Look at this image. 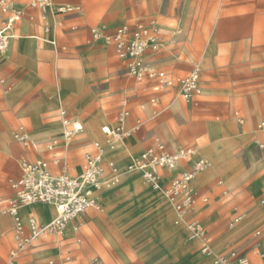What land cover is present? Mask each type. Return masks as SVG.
I'll use <instances>...</instances> for the list:
<instances>
[{"label":"rangeland","instance_id":"1","mask_svg":"<svg viewBox=\"0 0 264 264\" xmlns=\"http://www.w3.org/2000/svg\"><path fill=\"white\" fill-rule=\"evenodd\" d=\"M53 3L54 23L38 15L35 29L31 25L33 33H28L21 27L29 19L25 15L17 23L20 29L13 31L15 38L34 40L28 54L37 42L29 63L15 55L9 58L12 44L7 53L0 52V264H49L52 259L56 264H215L213 258L205 259L201 254L199 241L189 240L187 216L182 218L160 190L153 189L160 193L157 207L147 200L135 210L134 203L152 189H128L130 182L142 181L138 177L126 180L124 177L133 173L126 169H119L114 199L103 212L91 210L81 217L76 234L69 233L54 244L44 242L36 253L25 251L16 259L12 256L14 225L2 201L12 194L10 181L20 175V164L46 159L61 173L80 171L81 159L94 143L107 145L103 126H120L124 100L129 111L124 129L140 127L116 142L117 167L131 152L130 166L157 141L171 151L196 148L210 166L193 184L196 212L192 216L207 226L215 254L250 250L256 241L255 230L260 228L264 233V205L260 203L264 197V151L258 147L262 136L257 128L264 118V0ZM76 5L81 7L79 17L59 12V7ZM136 23H155L161 31L154 62L158 70L178 78L197 66L201 69V93L194 101L168 94L169 88L155 91L156 79L138 80L130 75L112 49V56L106 54L91 66L79 64L85 50L98 48L91 46L92 26L112 32ZM45 24L54 25L57 45L42 39L46 37ZM72 82L78 92L66 101L71 94L64 86ZM86 93L92 94V100L83 109L75 100ZM63 106L73 109L84 131L72 139L68 153L60 148L48 151L50 142L56 141L58 147L62 144L57 115ZM21 125L29 132L28 143L16 138ZM216 142L223 145L222 155L210 157ZM56 158L59 163H54ZM238 211L246 212V218L229 230L228 223ZM167 213L169 219L157 222ZM55 245L59 249L51 254ZM68 255L70 261H66Z\"/></svg>","mask_w":264,"mask_h":264},{"label":"built area","instance_id":"2","mask_svg":"<svg viewBox=\"0 0 264 264\" xmlns=\"http://www.w3.org/2000/svg\"><path fill=\"white\" fill-rule=\"evenodd\" d=\"M20 1L25 6L18 5L17 0H0V52L2 53L8 51L14 37L13 31L17 23L26 15V6L39 10L42 19L46 21L48 10L53 5V0ZM59 12L77 14L81 12V7L63 6L59 7ZM44 30L49 32L48 24L44 26ZM91 36L94 42L114 47L118 58L125 61L130 75L138 80L145 77L156 79L155 91L175 86L178 95L187 102L194 101L201 93V69L198 66L189 74L176 78L164 70H158L154 64L155 60L148 56L149 53H155L160 48L161 31L155 23L121 25L112 33L101 26H96L91 29ZM52 44L55 45L56 41ZM119 115L120 126L110 127L113 132L106 133L107 145L94 143V148L85 154L81 172L76 175L53 172L46 159L25 160L21 163V175L10 181L12 194L2 201L4 212L13 220L16 246L12 256L15 259L20 253L35 247L36 243L45 236L64 237L67 227L88 210L102 209V193L112 189L120 181L116 159L109 155L116 152V142L124 140L140 127L138 125L129 130L124 129L123 123L129 115L127 101L123 102V109ZM57 116L62 124V137L65 143H69L84 131L82 123L72 117L66 108H60ZM257 128L262 136L258 141V147L264 150V119L258 123ZM111 136L114 139H111ZM16 138L23 143H28L30 140L29 132L24 125L19 127ZM54 144L56 141L50 142L47 145L48 150H54ZM59 162V158L54 159V163ZM185 163H189V166L181 168ZM208 166V160L196 148L180 147L176 151H171L163 142L157 141L131 163L129 170L139 173L144 182L160 190L183 218L195 205L196 191L193 183L197 175ZM176 171L179 173L173 175ZM161 175L165 181L160 180ZM32 203L50 204L55 208V216L46 224L40 223L32 213L24 220L20 208ZM261 203L264 204V197ZM245 215L241 212L236 213L228 227L234 229L244 220ZM175 223L179 224L180 220L177 219ZM186 224L191 239L201 241V252L213 258L215 264H252L246 252L230 250L228 253L215 254L207 229L202 222L186 220ZM256 236L260 239L254 252L264 258L263 231L258 229ZM70 259L71 257H66V261ZM49 264L56 263L52 259Z\"/></svg>","mask_w":264,"mask_h":264},{"label":"crops","instance_id":"3","mask_svg":"<svg viewBox=\"0 0 264 264\" xmlns=\"http://www.w3.org/2000/svg\"><path fill=\"white\" fill-rule=\"evenodd\" d=\"M18 5H21V6H25V4L22 2V1H20V0H17V2H16ZM57 4V3H56ZM81 13L82 12H80V13H77V16L79 17L80 15H81ZM26 15L28 16V20L26 21V22H24V23H26L25 24V26H24V23H22V25H21V27H22V29L24 30V31H28V33H33V30L35 29V27H36V25H37V21H38V19H39V17H38V15H41V13H40V11L39 10H37V9H34V8H30V7H27L26 6ZM35 15H37V17L38 18H36L35 19ZM55 15H56V13H53V11L50 13V15H49V13H47V19H46V21L47 20H49V22H52V23H54L55 22ZM42 17V16H41ZM34 18V19H33ZM43 20V19H42ZM45 21V20H44ZM136 24H143V23H136ZM31 25H34V29H31ZM46 25V24H45ZM44 25V26H45ZM49 25V24H48ZM131 25H135V24H131ZM53 26L54 25H52V27H50V25H49V27H50V30H49V32H46L45 30V35H46V37H44V38H42L47 44H50V45H54V44H52V43H50L49 42V40H51V39H53L54 41H56V44L55 45H57V40H56V38H55V32H54V29H53ZM96 26H99V25H95V26H92L91 28H90V35H91V29L93 28V27H96ZM76 28V27H75ZM20 29V27H18L17 25H16V27H15V29H14V32H16V31H18ZM44 29V28H43ZM106 31H107V29H106ZM115 31V30H114ZM114 31H112V32H114ZM107 32H109V33H112V32H110V31H107ZM21 34H24V33H21ZM26 34V33H25ZM14 35H17L16 33H14ZM39 37H38V35H37V39H38ZM31 42H34V40L33 39H29V38H15V37H13L12 38V40H11V43H10V47H11V44H12V48H11V51H10V54H9V58L12 56V55H15V56H17V58L19 59V61H21V62H23L24 64H27V63H29L30 62V57H32L33 56V53H34V51L37 49V42H36V44H34L33 46H34V51H33V53L32 54H28V47L30 46V43ZM90 42H91V46L92 47H98L97 49H89V50H85L84 52H83V55H82V58H81V62L79 63L80 65H85V66H91V65H93L94 63H96V61H98V60H100V59H102V57H104L106 54H108L109 56H112V50L115 52V49H114V47H112V46H107V45H103V44H100V43H97V42H94L93 40H92V36H91V38H90ZM35 43V42H34ZM10 47H9V49H10ZM112 49V50H111ZM20 51H22V55H20V54H18ZM115 54H116V52H115ZM117 55V54H116ZM155 55H156V52L155 53H149V57H152L154 60H155V62H156V59H155ZM118 57V56H117ZM84 59H86L85 61H84ZM112 61H114V58L112 59ZM121 62H124L125 63V61H122V60H120ZM3 64H5V63H3ZM126 64V63H125ZM64 66V63H62V65H61V67H63ZM171 75V74H170ZM173 76V75H172ZM64 87H66L67 88V91L71 94L69 97H67L66 98V101L69 99V98H72V97H74L75 96V94H76V92H78V87L77 86H75V84L72 82L70 85H68V86H64ZM55 87H52V89H51V91L54 89ZM178 89H177V87H170L169 88V90L167 91V93L168 94H172V95H176V97L177 98H180L181 96H179L178 95V91H177ZM182 98V97H181ZM92 100V94L91 93H86V94H84L82 97H80V98H78V99H76L75 100V102H79V105H81V106H83V109H84V107H86V105L90 102ZM124 101H127V100H124ZM123 101V102H124ZM123 102H122V105H123ZM51 103V102H50ZM52 104V103H51ZM74 107H75V105H74ZM60 108H66L68 111H69V114L72 116V117H74L75 119H77L76 117H75V114H74V111H73V109H71V108H69V107H67V106H63V107H60ZM76 108V107H75ZM100 117H101V115H99L98 116V118H99V120H100ZM264 118H262L261 120H263ZM57 121H58V123H59V125L61 126V129H62V124H61V122L58 120V117H57ZM79 122H81L82 123V125H83V122L79 119L78 120ZM241 122L243 121V120H240ZM35 124H37L36 122H35ZM58 128V127H57ZM57 128H55V129H57ZM63 130V129H62ZM61 136V138H62V144H61V146L60 147H58V146H55V149H65L66 150V152L68 153L70 150L68 149V147H69V144H70V142L72 141H70L69 143H65L64 142V140H63V137H62V135L61 134H59L58 135V137H60ZM76 137V136H75ZM54 149V150H55ZM47 150H48V148H47ZM262 150V149H261ZM48 151H53V150H48ZM262 151H264V150H262ZM88 152V151H87ZM86 152V153H87ZM86 153H84V156H83V158L81 159V170H82V164H83V162H84V158H85V154ZM118 150H116V152L115 153H113V154H111V155H109V157L110 156H113L115 159H116V162H117V159H118ZM201 154V153H200ZM132 155V153L130 152V154L129 155H127L126 157H125V159H123L122 161H120L119 163H118V166H119V168L121 169V170H125L126 169V167L128 166V164L130 163V156ZM202 155V154H201ZM189 166V163H185V164H183L182 166H181V168H185V167H188ZM51 168H52V170H53V172H55V173H61V172H59V170L57 169V168H55V167H53V166H51ZM20 170H21V164H20ZM81 170L80 171H78V172H76V173H71V172H67V173H69V174H71V175H76V174H78V173H80L81 172ZM22 172V171H21ZM21 172H20V175H21ZM179 173V171H176V172H174L173 173V175H176V174H178ZM19 175V176H20ZM133 177H138V178H140L141 179V181L142 182H139L138 180L137 181H135V182H130L129 184H128V189H135V188H140V186H145V187H147L148 189H152L148 194H146L145 196H143V198H141L139 201H136L134 204H136L135 206V210H140L141 209V203L142 202H145V201H152L153 203H155L154 204V206L155 207H157V205H158V203H157V199L159 198V196H160V193H158L157 191H154L153 190V188H151V187H149V186H147V185H145L144 183H143V179H142V177H141V175L139 174V173H131L129 176H126V177H124L126 180L127 179H129V178H133ZM197 179H195V181H196ZM203 180H204V178H203ZM202 180V181H203ZM161 181H165L164 180V178H161ZM195 181H194V183H195ZM193 183V184H194ZM119 185V184H118ZM118 185H116L115 187H113L112 189H109V190H105L103 193H102V195H101V203H102V209L101 210H97V209H90V210H88L87 211V213L86 214H84V215H82L81 217H84V216H86L88 213H89V211H91V210H97V211H100V212H103L104 211V208L106 207V204H109L113 199H114V197H115V193H114V191L116 190V188L118 187ZM263 198V197H262ZM260 203H261V201H260ZM262 204V203H261ZM264 205V204H263ZM35 206V208H34V210L32 211V212H30V214L32 213V214H36V216L39 218V220L40 221H42V222H48V221H50L51 219H53V217L55 216V208L53 207V206H49V205H43V204H37V205H34ZM40 207V208H39ZM48 207H50V210H51V213L47 210V208ZM26 209V208H25ZM25 209L23 210V212H25L24 214H25V216H26V211H25ZM37 210V211H36ZM53 212V213H52ZM195 212H196V207H195V205H194V208H193V210L187 215V218H186V220H199L200 222H202V224L206 227V229H207V232H208V228H207V226L205 225V223L202 221V220H200V219H196L194 216H192L193 214H195ZM21 213H22V211H21ZM237 213H240L239 211L237 212ZM241 213H245L246 214V212H241ZM110 215H111V217L112 218H116L115 216H116V214H113V213H110ZM247 215V214H246ZM246 215H245V218H246ZM191 216V217H190ZM81 217H79V218H77L75 221H73L71 224L72 225H75V227L77 226V222H78V220L81 218ZM165 218H170V214L169 213H167V214H165V215H163L157 222H159L160 220H162V219H165ZM245 218H244V220H245ZM185 220V221H186ZM243 220V221H244ZM242 221V222H243ZM156 222V223H157ZM167 222H168V220H167ZM241 222V223H242ZM240 223V224H241ZM176 224V223H175ZM229 224V223H228ZM176 225H178V224H176ZM238 226V225H237ZM78 227V226H77ZM170 227V226H169ZM171 228V227H170ZM228 229L229 230H232V229H230L229 227H228ZM258 229H260V228H257L256 230H255V237H256V241H255V243L252 245V247H251V249L250 250H247V251H241V252H246L247 253V255L250 257V259H251V262H252V264H264V258H262L258 253H255L254 252V250H255V248H256V244H257V242L259 241V239L260 238H258L257 236H256V231L258 230ZM159 230V229H158ZM262 230V229H261ZM69 233H77V230L76 229H74V230H72V231H69ZM69 233H66L65 234V236L64 237H66L67 236V234H69ZM189 234V233H188ZM208 236H209V239H210V241H211V243H212V245H213V241H212V238H211V236L209 235V233H208ZM263 236H264V233H263ZM64 237H59V236H45V237H43V238H41L37 243H36V245H35V247H33L32 249H29L28 251H26V252H29L30 251V253L32 254V253H36L37 251H35V250H37L38 249V247L39 246H41V245H44L43 243L44 242H46V243H48V244H54L56 241H58L59 239H64ZM55 238V239H54ZM222 240L223 239H220L219 240V243H221L222 242ZM197 241H199V249H200V251H201V241L200 240H197ZM59 249V246L58 245H55L54 247H53V249L51 250V251H49L51 254H54V253H56L57 252V248ZM231 250H236V249H231ZM201 254H202V252H201ZM203 255V254H202ZM204 256V258L205 259H210V257H207V256H205V255H203ZM66 257H71L70 255H68V256H66ZM203 258V257H202ZM190 259V258H189ZM188 259V260H189ZM168 264H170V263H168Z\"/></svg>","mask_w":264,"mask_h":264},{"label":"bare ground","instance_id":"4","mask_svg":"<svg viewBox=\"0 0 264 264\" xmlns=\"http://www.w3.org/2000/svg\"><path fill=\"white\" fill-rule=\"evenodd\" d=\"M53 6H55L54 5V3H53V5L51 6V8L48 10V13H49V15H50V13H51V10H52V8H53ZM25 26V25H24ZM31 27V26H30ZM17 35H14V37H16ZM28 37H30V38H36V36L34 35V34H29L28 35ZM49 42L50 43H54V40L53 39H51V40H49ZM2 53V52H1ZM5 53H7V52H5ZM108 131H110L111 133L113 132L112 130H111V128L109 127V126H103V132L106 134ZM108 137V136H107ZM99 143H100V141H98ZM68 143V142H67ZM222 150H223V145H222V143L221 142H216V143H214L212 146H211V148H210V151H209V155H210V157H215V158H218V157H221V155H222ZM207 159V158H206ZM208 162L210 163V161L208 160ZM209 166H210V164H209ZM209 166H208V168H209ZM118 168H119V166H118ZM207 168V169H208ZM120 169V168H119ZM120 171H122L123 172V170H121L120 169ZM126 171H130L129 170V165L126 167ZM121 172V173H122ZM200 174V173H199ZM199 174L197 175V177L196 178H198L199 177ZM121 177V176H120ZM161 178H164L163 177V175H161L160 176V180H161ZM144 182V181H143ZM146 185H148L149 187H151V185L150 184H148V183H146V182H144ZM152 188V187H151ZM154 189V188H153ZM156 190H158V189H156ZM37 204H43V205H49L50 207H51V205L50 204H46V203H32V204H28V205H25V206H23V207H21L20 208V213H21V211H22V213H21V215H22V217H23V219L24 220H26L27 218H28V216H29V214H30V212H32L33 210H34V208H35V206L34 205H37ZM50 207H46L47 208V210L51 213V210H50ZM26 208V209H25ZM40 208V207H39ZM25 209V211H26V216H25V212H23V210ZM37 211V210H36ZM53 213V212H52ZM34 215H35V217L37 218V220L40 222V223H42V224H46V223H49L50 221H48V222H42V221H40L39 220V218L36 216V214L34 213ZM78 229V227L76 226L75 227V225H72V224H70L68 227H67V229H66V233H69V231H72V230H74V229ZM188 233H189V231H188ZM188 238H189V240L191 239V236H190V233L188 234ZM55 239V238H54ZM57 248V247H56ZM58 249V248H57Z\"/></svg>","mask_w":264,"mask_h":264}]
</instances>
